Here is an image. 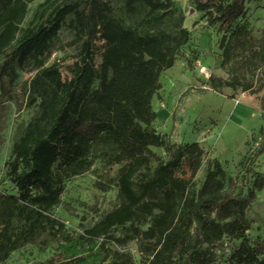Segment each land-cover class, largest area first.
Here are the masks:
<instances>
[{
  "label": "trees",
  "instance_id": "1",
  "mask_svg": "<svg viewBox=\"0 0 264 264\" xmlns=\"http://www.w3.org/2000/svg\"><path fill=\"white\" fill-rule=\"evenodd\" d=\"M30 1L0 0V54L16 38ZM141 1L150 7L144 22L164 20L173 12L172 0H126V7L134 10ZM246 2L194 0L196 9L205 11L208 21L218 23L223 31L222 65L228 77L212 75L209 79L210 86L218 92L224 87H231L234 93L264 88V31L256 36L241 22ZM110 10L109 0H64L45 20L29 28L5 55L3 67L7 69L16 58L24 61L41 51L70 13L76 16L75 28L87 35L81 58L68 82H62L55 66L44 68L34 79L35 89L42 95L41 112L13 148L9 173L18 196L4 197L15 208L5 212L0 260L7 259L38 231L55 223H59L58 227L63 225L47 213L59 202L64 190L62 177L56 175L54 166L90 164L93 146L103 142L111 145L120 160H128L119 180L125 201L86 231L91 240L109 227L131 220L140 209L150 215L158 209L160 212L153 217L148 231L158 236L161 243L148 264H211L204 245L224 234L242 240L234 254L236 264H264V256L247 240L250 219L246 207L253 191L235 197L225 193L221 180L225 173L217 164L193 199L189 180L176 173L183 158H189L197 170L202 153L198 143L180 146L167 161L158 159L155 174L141 182L140 192L134 189L133 174L148 164L150 147L162 143L158 134L147 129L157 116L151 101L159 86V75L173 66L181 45L188 40L189 30L181 25L175 34H142L115 20ZM159 10L163 12L158 14ZM97 32L107 45L99 71L93 64L92 48ZM96 79L100 80L97 87ZM263 152L264 143L254 156ZM214 212L222 214L224 220H215ZM17 216L24 220V226L14 230ZM132 262L122 258L111 264Z\"/></svg>",
  "mask_w": 264,
  "mask_h": 264
},
{
  "label": "rangeland",
  "instance_id": "2",
  "mask_svg": "<svg viewBox=\"0 0 264 264\" xmlns=\"http://www.w3.org/2000/svg\"><path fill=\"white\" fill-rule=\"evenodd\" d=\"M64 0H31L19 24L16 38L0 54V232L5 224V212L15 208L4 201L6 195L18 196L11 180L9 163L14 145L41 112L42 95L34 86V79L48 66H55L62 82H68L83 53L87 35L78 31L76 16L68 14L56 36L45 47L26 60L16 58L11 68L4 69L6 54L14 49L29 28L45 20ZM173 12L164 20L144 22L150 7L137 2L128 10L126 0H109L113 18L139 33L169 32L175 34L181 25L189 30L173 66L161 72L159 86L152 96L156 118L147 126L162 139L151 146L148 164L133 174V187L140 192L141 182L155 174L158 159L167 161L175 156L180 146L198 143L202 149L200 163L195 171L189 158H183L176 173L189 180V194L196 199L208 172L219 165L224 170L223 190L235 197L249 196L246 207L250 219L248 243L264 256V152L254 154L264 143V88L258 92L234 93L231 87L222 92L210 86L212 75L227 78L222 65L223 31L219 24L208 21L205 11L195 7L194 0H172ZM84 6V4L82 5ZM242 19L256 36L264 31V0H247ZM163 10H159L161 14ZM93 64L99 71L106 42L99 32L92 38ZM264 70V68H263ZM96 79L94 86H99ZM197 154V151L194 152ZM90 164L61 166L54 172L61 175L64 190L59 202L47 213L59 223L38 231L29 240L13 250L0 264H50L71 261V264H111L116 259H131L132 264H148L161 240L148 230L153 214L141 209L129 221L113 225L99 237L91 240L86 231L103 220L107 213L125 201L119 180L128 160H120L111 145L99 142L90 152ZM213 218L223 221V215L214 212ZM24 226L17 216L13 229ZM241 239L224 234L207 246L211 264H236L234 258ZM105 242V245L102 244Z\"/></svg>",
  "mask_w": 264,
  "mask_h": 264
}]
</instances>
